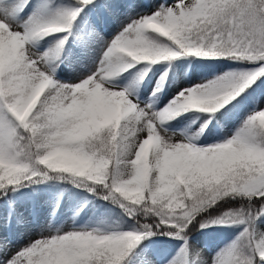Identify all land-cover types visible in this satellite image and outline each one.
<instances>
[{
  "label": "snow or ice",
  "instance_id": "obj_1",
  "mask_svg": "<svg viewBox=\"0 0 264 264\" xmlns=\"http://www.w3.org/2000/svg\"><path fill=\"white\" fill-rule=\"evenodd\" d=\"M0 264H264V0H0Z\"/></svg>",
  "mask_w": 264,
  "mask_h": 264
},
{
  "label": "trees",
  "instance_id": "obj_2",
  "mask_svg": "<svg viewBox=\"0 0 264 264\" xmlns=\"http://www.w3.org/2000/svg\"><path fill=\"white\" fill-rule=\"evenodd\" d=\"M193 235H195V236L202 235L203 236L202 238H204L206 240H212V239L214 240V239H216L217 237H219V236H221L223 234L217 232L216 230H208L207 233H199V234H196L194 232ZM161 239H163V238H161Z\"/></svg>",
  "mask_w": 264,
  "mask_h": 264
},
{
  "label": "rangeland",
  "instance_id": "obj_3",
  "mask_svg": "<svg viewBox=\"0 0 264 264\" xmlns=\"http://www.w3.org/2000/svg\"><path fill=\"white\" fill-rule=\"evenodd\" d=\"M34 232H35V229L34 228L28 229V233L29 234H32ZM194 237L196 239V243H201V244H203V243H211V242L218 243L220 240L223 239V235L219 236L216 240H209V241H207L204 238H202L203 237L202 235H198V236H194Z\"/></svg>",
  "mask_w": 264,
  "mask_h": 264
}]
</instances>
